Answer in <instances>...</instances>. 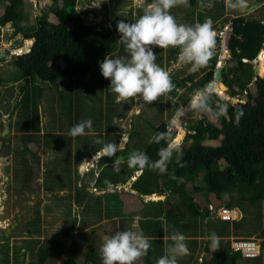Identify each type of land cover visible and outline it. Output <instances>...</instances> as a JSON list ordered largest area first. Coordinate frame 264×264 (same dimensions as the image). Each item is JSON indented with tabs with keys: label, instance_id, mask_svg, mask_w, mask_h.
<instances>
[{
	"label": "rangeland",
	"instance_id": "374dc122",
	"mask_svg": "<svg viewBox=\"0 0 264 264\" xmlns=\"http://www.w3.org/2000/svg\"><path fill=\"white\" fill-rule=\"evenodd\" d=\"M190 1H195L196 5L192 6ZM254 1L256 0H244L243 6L233 7L234 4H237V0H221L225 7V15L219 18L213 15L215 11L212 9L202 10L199 6V0H189L190 6H178L171 9V13L175 16L178 23H203L206 17H210L213 27L214 24L226 21L227 24L222 28L221 32L213 29L216 41L214 52L219 53L217 67L221 63V66L225 67L230 66L228 60L231 55L225 44L224 36L226 31L230 30L233 19L239 16L254 18L259 14L264 18V14H262L260 9L251 14L242 13L243 9L250 6ZM149 2L151 0H143L142 6L137 3V0H126L121 3L118 10H111L110 0H103L98 7L94 6L97 0H80L78 9L83 14L85 22L109 25L112 30L116 31L117 22L123 20L124 16H129L131 8L134 19H136L143 13V7ZM212 2L214 4L218 0H212ZM262 3L263 1L260 5ZM50 5L49 0H26L23 3V9L29 17L30 24L35 23L37 16L43 12H48ZM140 7L142 9H139ZM48 20L56 22L54 15L51 13L48 15ZM218 35L221 37H218ZM30 46L31 44L27 40L22 39V35L13 34V27L9 23L0 27V232L2 233L0 237V264H37L40 249L39 243L44 242L42 245H45L49 239L55 240L56 243L63 247V253L71 257L76 264H86L85 258L89 250L95 247L100 248L102 242L114 232L127 229L129 221L133 222L135 217L140 218V225L132 223V225H135V231H142L150 239L151 236L158 233L157 228L160 227L162 230L166 223V220L161 218L156 220L153 216V211L149 212L150 218H145L141 215V210L149 207V203H143V201H148L151 197L153 198V195L145 197V200L135 199V202L131 194H129V198L125 199L127 197L125 193H128L126 190L130 186L129 183L122 185L120 191L119 189L108 190L110 192H119L121 199L119 197L115 198L113 195H106L109 192L102 195V191L95 185L96 178L99 176L102 167L107 165L109 160L113 159L115 155L112 157L103 155L99 156V158H94L91 155L95 152L94 149L104 147L107 143H98L97 141L99 140L93 139L85 141L87 133L75 138L69 135L70 128L81 120L91 118L94 123L102 114L101 108L103 109L104 106L109 109V112H115V120L131 113L130 117L128 116V122L126 120L129 123L130 119L136 118L138 114L136 115L135 113L141 109L144 101L141 97H135L116 106L117 103L112 98L107 101L103 100V97L100 100L88 98L87 94H90L86 93L89 92L87 91L88 88H93L94 91L96 89L92 79H88L91 85H87L88 87H85L87 81L82 78H80L81 83L76 81L78 85H75V81L68 82L66 78L58 80L56 86L36 81L38 83V85H35L37 86L35 88L37 89L36 92L39 91L38 86H43L41 87L43 92L37 99L33 97V99H36L35 104L38 114L36 116L32 114L28 117V120L37 125L38 129L32 132L35 135H39V137L29 141L23 138V131L20 130L21 122L25 118L21 106L22 94L19 92L23 81H13L15 68L11 57L14 54L24 53L25 49ZM154 50L157 57L156 63L169 71L172 82L175 80L183 81L182 79L187 78L189 75H194L193 81H187L185 84L181 82L180 94L178 90V100L181 102L180 110L184 111L185 117L182 123L177 122L176 126L168 128L175 138L178 133L181 138L182 131L184 132V137L180 142L181 148H183L190 144L189 136L186 139L185 136L189 134V126L196 121L205 118L215 126H221L218 117L211 114L209 109L200 111L192 107V99L198 93L206 95L202 90H198V87L205 80V71L207 69L204 67L192 73L189 71L190 65L181 63L178 60V55L166 60L164 55L166 49L154 48ZM263 51L264 49L260 54ZM260 54L259 60L256 59L255 61L256 64L254 62V68L260 65ZM58 65L62 66L63 63L59 62ZM255 74L264 78L259 72H255ZM249 87L253 88L252 85ZM59 90L62 93H59ZM29 91H32L31 87H29ZM209 93H217L223 100L233 105H237L239 102H246V93L233 97L228 87H226L223 94L215 90H210ZM67 95L74 97V99L67 98ZM100 96L101 93L98 92V97ZM175 97L171 93H168L166 97L161 96L156 102L149 104L141 117L136 118L138 121L134 127L137 135L132 139L127 152H130L136 144L142 147L149 142L150 135L155 130L154 127L163 123L162 115L164 114L165 117L169 116L173 103H175ZM87 102L89 106L86 104ZM106 102L108 105H105ZM132 107L133 110L130 111ZM223 113L229 118L233 117L230 111L224 110ZM99 123L97 127L93 125L92 130L95 128L99 130ZM116 125L118 126L119 124ZM105 131L109 130H103V132ZM117 132L116 135L120 137V142L117 145L119 149L123 142L128 140L129 131L127 130L126 132L121 129ZM66 142H69L67 148L65 147ZM207 142L209 143L208 140ZM214 144L216 143L214 142ZM7 148H9V151ZM85 149L94 151L90 154L85 152ZM6 151H8L7 156L5 155ZM123 154V157H127V154ZM79 155L80 158L78 159ZM7 158L10 160L9 162H6ZM105 159L106 163L103 164L102 162L99 166L98 161H105ZM102 164L103 166H101ZM6 165L9 167L8 173L3 172V168ZM168 167L170 169L171 165ZM182 169L180 168L179 170ZM114 172L115 175L127 178L129 176V174L127 176V172H132V169L130 168V171H128L126 166H121L117 167ZM25 175L30 177L26 185L23 183L26 180ZM155 175L154 173L151 176ZM160 175L167 176L166 174ZM7 176L10 177L9 183H6ZM109 177L110 175L107 173L104 178L108 179ZM183 181L184 179L179 180L176 185L181 184ZM148 182L150 181L148 180ZM195 187L204 188L202 178H197L193 184H187L177 194L169 192L170 195H174L171 203L175 205L176 210H179L184 215L183 218L175 219L181 225L196 219L191 217L190 210L181 201L184 197H191L192 204L197 203L202 209H206L207 200L204 199V190L199 189L196 191ZM163 189L166 188L163 187ZM85 190L89 191L90 195H93V199L86 198V202L84 199V202L80 204L77 202V198L79 196L82 197V195L85 196ZM163 195L162 199H164ZM156 196L157 199L154 200L165 201L160 200L161 195ZM212 199L215 200V197H212ZM228 199L229 195H224L223 200L227 201ZM119 201H121L122 208L118 206ZM87 202H90L89 206H86ZM214 202L216 204L214 207H219L218 204L220 202L216 200ZM127 205L131 207V210H129L130 207ZM132 207L137 208L132 209ZM244 207L245 211L237 207L233 208L234 211H230L232 215V219L228 221L230 233L229 235L226 234L224 238L218 237V241L219 243L220 241H230L231 247L238 246L236 243L242 241L257 243L260 248L262 246L261 255L264 257V247L262 245L264 241L262 239L263 229H260V222H264V202H258L253 206L247 201ZM207 211L209 213L208 217L201 216L198 218L200 228L198 227L197 229H199L201 234L199 235L198 233V236L192 237L193 239H199L200 245H197L195 251L189 250L188 255L178 258V262L191 258L194 261L192 262L193 264H202V258L200 259L199 257L210 258L214 253L222 250L220 244L218 248L213 250L209 239L210 235L215 233V226L221 223V218L218 217L217 212L213 213L208 209ZM66 222L71 226H76L77 231L80 234H84L82 236L78 235V246H76L75 239L63 234ZM235 222L240 224L239 228L235 227ZM191 225L194 226V224ZM2 229H4V232L1 231ZM250 229H252L251 231L254 230L253 233L249 232ZM190 230L193 231V227H190ZM166 238L167 234L164 231L163 234H157L153 240H150L151 249L154 253L157 254L155 249L159 248L164 251V254L167 252ZM161 243L164 244L161 245ZM207 245L209 249L205 248ZM198 258L199 260H197ZM137 262L142 264L141 259Z\"/></svg>",
	"mask_w": 264,
	"mask_h": 264
},
{
	"label": "trees",
	"instance_id": "16d2710c",
	"mask_svg": "<svg viewBox=\"0 0 264 264\" xmlns=\"http://www.w3.org/2000/svg\"><path fill=\"white\" fill-rule=\"evenodd\" d=\"M25 1L0 0V27L9 23L13 27L14 35L20 34L23 40L30 39L33 41L29 47V52L14 54L11 57L15 68L13 81H23L19 92L22 94L21 106L25 118L21 122L20 130L23 131V138L32 141L39 137V135L34 134L38 127L32 121H29L28 117L32 114L34 116L38 114L35 100L43 92L41 88L43 86H38L39 91L36 92L37 89L35 88L37 86L35 85H38L36 81L55 86L61 78H66L68 82L75 81V85H78L76 81L81 83L80 78L87 81L85 84L88 85V79L99 82L104 79L99 67L100 62L106 56L115 58L116 56H127V53L124 50V46L120 43V33L117 29L114 31L109 25L85 22L83 14L78 9L80 0H49L51 5L48 12H43L37 16L33 24H30L29 17L24 12L23 3ZM125 1L110 0V9L118 10L121 3ZM190 3L192 6L196 5L195 1H190ZM139 9H142V7ZM210 9L215 11L213 15L218 18L225 15V7L221 0L214 3V6ZM202 10L206 11L208 8H203ZM132 12L131 8L129 10L130 15L124 16L123 21L134 22L135 19ZM50 13L54 15L56 22L48 20ZM239 17L234 18L232 21L233 29L228 45V51L231 55L228 60L230 66L223 67L222 83L231 90L233 97L246 93V102H239L237 105H233L223 100L217 93H209L206 96L208 98V109L211 114L218 117L221 126L217 127L205 118L191 124L187 135L189 136L190 144L181 148L182 153L173 154L172 162L169 164L171 168L169 169L168 167L166 173L167 180L165 178V181H163L167 190L177 194L187 184H193L197 178L203 179L204 188L195 187V190H204L203 195L208 202L206 209H202L197 203L192 204L191 197H184L182 201L190 210L191 217L196 218L197 222L201 216L208 217V206L214 205L215 200L220 202L218 204L219 207L231 209L237 207L243 211H245L244 204H247V201L254 206L264 200V78L257 76L254 69V62L264 48V23L261 19L247 18L245 20V17ZM262 19L264 18L262 17ZM222 22L226 23V21H221L218 24H214L213 29L221 32L224 27ZM239 22L240 24H238ZM191 23L194 24L193 22ZM219 24L222 25L221 28H219ZM174 53L175 55L171 54L167 59L170 60L173 56L178 55V50H175ZM218 56L219 53L214 52L213 57L206 66L205 80L199 85L198 90L206 89L209 83L214 80ZM59 62H62L63 65H58ZM182 80L173 82L176 87L170 92L171 94L177 95V90L182 86L181 82L185 84L187 81H193L194 75H189ZM251 85L253 88L249 87ZM29 87L32 88V91H29ZM58 92L62 93L60 90ZM33 97L36 99H33ZM67 98L74 99V97L69 95H67ZM224 110L230 111L233 117H227L223 113ZM135 121L136 118L130 119V123H128V125L132 126L130 129L127 128L131 135L127 143L128 148L132 139L137 135L134 127L136 125ZM154 129L150 137L155 136L157 133L167 132L170 135V139L173 140V135L168 130V123L163 122L159 126L154 127ZM183 137L184 132L182 131L181 138L178 133L176 141L180 143ZM165 146L166 141L161 140L159 144L147 142L142 147L136 144L133 148L136 151L145 152L152 161H155L159 158L157 155L158 150ZM128 154L130 155V153ZM178 156L185 163L184 167H179L176 164ZM106 159L101 161L100 164L102 162L103 164L106 163ZM222 164L224 165L223 167ZM123 166H126L128 171L130 170L127 161L123 160ZM180 168L183 169L179 170ZM135 170L137 169L132 168V172ZM107 173H109L110 177L105 179L104 177ZM153 173H158L161 176L158 171L146 168L140 178L135 180L133 187L135 189L139 188L143 195H152L153 193L147 190L151 189L154 183L152 180L157 182V179L151 176ZM25 177L26 180L23 177L25 180L23 182L24 185L30 179L27 175ZM181 179H184V181L176 185ZM107 180L115 182L126 181V178L115 175L114 167L111 165L110 160L107 165L102 167L99 176L96 178L95 185L106 187V184L108 185L106 183ZM148 180L152 182L149 183ZM115 184L113 187L116 186ZM160 192L163 193L164 190ZM210 194L215 195V200L210 198ZM224 195H229L227 201L223 200ZM86 198L93 199V195H90L87 190H85V196L82 195V197L79 196L77 198V202L81 204L84 199L86 202ZM89 204L90 202H87L86 206H89ZM151 204L155 206L152 211L156 220L158 218L166 220L165 227L161 226L162 230L160 227L157 228V234H163L165 231L167 237H170L173 231L183 233L188 238L187 246L189 250L195 251L197 245H200L199 239L192 238L198 236L196 223L189 221L181 225L179 221H176V218H183L184 215L176 211L175 205L170 200L151 202ZM165 205H167V209ZM143 216L150 218V216ZM153 216L151 215L152 218ZM130 223L132 221H129V227L127 228L131 227ZM221 223L215 226V234L217 237L224 238L226 234L229 235L230 233V224L222 220ZM191 224H194L195 228ZM234 224L235 227H240L238 222ZM190 227H193V231L190 230ZM251 230L249 232L253 233L254 230ZM63 234L75 239L76 246L79 244L78 235H84L77 231L76 226H71L67 222ZM157 234L151 236L150 240H153ZM262 234H264V228ZM47 242L45 245H42L44 242L39 243L40 249L37 264H76L71 257L63 253L62 250L64 248L56 243L55 240L49 239ZM219 244L222 247L221 251H217L210 258L199 257L200 259L202 258V264L263 263L262 255L244 257L240 252L233 250L230 241H220ZM205 248L209 249L208 245ZM155 250H157V254L151 248L149 249L148 254L141 258L142 264H155V260L164 255L162 249ZM85 260L86 264H101L100 248L95 247L89 250ZM192 262L194 261L189 258L186 261H179L178 264H193ZM137 264L141 263L137 262Z\"/></svg>",
	"mask_w": 264,
	"mask_h": 264
},
{
	"label": "clouds",
	"instance_id": "9594fccd",
	"mask_svg": "<svg viewBox=\"0 0 264 264\" xmlns=\"http://www.w3.org/2000/svg\"><path fill=\"white\" fill-rule=\"evenodd\" d=\"M102 2L103 0H97L94 6L98 7ZM137 3L143 6V0H137ZM243 4L244 0H237V4H234L233 7L243 6ZM178 6H190L189 0H151L143 7V13L134 22L123 20L117 22L116 28L120 33L119 40L124 46L127 56H116L115 58L106 56L100 62L99 67L102 76L110 80L111 91L116 95L118 101L123 102L131 98L141 97L144 102L152 104L161 96L166 97L175 89L176 86L172 82L169 71L156 63L157 57L154 48L178 49V60L183 64L190 65L189 71L192 73L208 65L214 55L216 44L211 18L206 17L203 23H178L171 13V9ZM199 6L202 9H210L214 4L212 0H207V2L199 0ZM218 37L221 36L218 35ZM221 64L218 67H222ZM208 89L209 86L202 91ZM209 92L210 90L204 92L205 96L198 93L193 98L192 107L200 111L208 110V98L206 96ZM92 124L91 118L81 120L70 128L69 135L73 138L85 135L86 129L92 130ZM174 139H176L175 136L172 140L167 132L157 133L150 137L149 143L159 144L161 140L166 141V146L158 150L159 158L152 161L145 152L133 150L127 158V165L137 169L140 173L147 168L158 171L160 174H166L168 165L172 162L173 154L181 152L180 143ZM97 142L99 143V141ZM117 150L116 144L109 143L104 146L103 150L96 152L94 156L112 157ZM100 162L98 161L99 166ZM121 162L123 161H117V163ZM176 164L179 167L185 166L179 156ZM211 205L214 206L215 204ZM209 206L208 210L210 211ZM214 208L219 210L227 207ZM227 209L231 212L234 211L231 208ZM228 221L230 220H226V222ZM209 239L213 250L219 247L218 237L215 233H212ZM150 248V239L142 231L130 229L116 231L106 238L100 246L101 264H137V261L148 254ZM166 248L167 252L157 258L155 264H178V258L189 254L187 237L178 231H173L170 237L166 238Z\"/></svg>",
	"mask_w": 264,
	"mask_h": 264
},
{
	"label": "crops",
	"instance_id": "0c3cea01",
	"mask_svg": "<svg viewBox=\"0 0 264 264\" xmlns=\"http://www.w3.org/2000/svg\"><path fill=\"white\" fill-rule=\"evenodd\" d=\"M251 14V13H250ZM175 50H178V49H174V48H169V49H166V53L164 54L165 55V58H166V60H167V58H168V56L169 55H175ZM94 83H95V85H96V89H95V91L93 90V88H88V90L87 91H89V92H86V93H90V94H87V97L88 98H92V99H102V97H103V100H110L109 98H112V99H114V101L117 103V105L116 106H119V104L121 105L122 103H121V101H118L117 100V97H116V95L114 94V93H112V91H111V87H110V80L109 79H103V80H100L99 82H96V81H94ZM88 84H85V87H88L87 86ZM89 86H91L90 84H89ZM90 89V90H89ZM80 90H81V88H80ZM97 90V91H96ZM179 90V89H178ZM177 90V91H178ZM98 92H100L101 93V96L100 97H98ZM179 94H180V90H179ZM179 94H177V95H174L173 94V96H176L175 97V99H174V102L175 103H173V107L171 108V110H170V112H169V116L167 115L166 117L164 116V114L162 115V118H163V122H166V123H168V128L170 127V126H174L177 122H180V123H182V120L184 119V111H181L180 110V106H181V102L178 100V95ZM107 97V98H106ZM193 100V99H192ZM88 106H89V103L87 102L86 103ZM105 105H108V103L106 102V104ZM143 106L141 107V109L140 110H138V112H136L135 114L137 115L136 116V118H138V117H141L143 114H144V110L149 106V103H146V102H144L143 104H142ZM173 108H174V110H173ZM183 108V107H182ZM133 110V107H132V109H130V111H132ZM101 112H102V114L97 118V120L92 124V126L94 125V127H97V124L99 123V130L97 129V128H95L94 130H88V129H86L85 130V133H87V135H85V141H87V140H91V139H93V140H99V142H105V143H107V144H109V143H113V144H116V145H118L119 144V142H120V137L118 136V135H116L118 132L117 131H120L121 129L123 130L124 129V131H126V130H128L127 128H132V126L129 124L128 125V116L130 117V115H131V113H129V115H127L126 114V116H124L123 118H122V116L119 118V119H117V120H115V117H116V114H114L113 112H109V109L107 108V107H103V109L101 108ZM114 114V115H113ZM124 118H125V120H124ZM165 118V119H164ZM166 118H167V120H166ZM126 120H127V122H126ZM137 121H138V119H136V125H137ZM124 122V124H122ZM130 123V122H129ZM116 124H119L118 126L116 125ZM135 125V126H136ZM176 126V125H175ZM101 129H102V131H101ZM105 129H108L109 131H105V132H103V130H105ZM89 131H91V132H89ZM132 132V131H131ZM181 132V131H180ZM89 133V134H88ZM121 136V135H120ZM88 137H90L89 139H88ZM130 137H131V135L129 134V136H127V141L126 142H123V145H122V148L121 147H119V149L116 151V153H115V157L113 158V159H111L110 161H111V164H112V166L114 167V170H116V168L117 167H121V166H123V162H121V163H117V161L118 160H124V161H127V158H128V156H129V154L128 153H130L131 154V152L133 151V150H136L135 148H133L130 152H127L128 151V147H127V143H128V141L130 140ZM186 137H187V135L185 136V139H186ZM119 139V140H118ZM118 142V143H117ZM69 146V142H66L65 143V147L67 148ZM127 147V148H126ZM104 149V147H101V148H96V149H94L95 150V152H93L94 150H92V151H90V149H85V152H88V153H90L91 154V152H93L91 155H93V157L94 158H99V155L98 156H94V154L96 153V152H98L99 150H103ZM100 152V151H99ZM123 153H125V154H127L128 156L127 157H123L124 156V154ZM117 154V155H116ZM132 169V168H131ZM130 171V170H129ZM143 173V172H142ZM142 173H140V172H138V170H135V171H133V172H127V176H128V174H129V176L126 178V181L124 182V181H120V182H115V181H112V180H107V182L106 183H108V185L106 184V187H100V186H96L100 191H102V195H105L106 194V192H109L108 194H106V195H113V196H115V198H120L121 199V197H120V195L121 194H118L119 192H110V191H108V190H111V189H115V190H118L119 189V191L122 189V185H127L128 183H129V189L128 190H126V192H128V193H125V195H127V197L125 198V199H127V198H129L130 197V195L129 194H131L132 196H133V201L135 200V199H143V200H145V197H149L150 195H143L142 194V192H140L141 190H139V188H134L133 187V182H135V180H137L138 178H140V176L142 175ZM145 174H146V171H145ZM154 174V173H153ZM156 179H157V182L155 181V180H152L154 183H153V185H152V187H151V189H149V190H147L148 192H152L153 193V196H155V195H161V197H160V200H172V196H174V195H170L169 194V192L170 193H174L175 194V192H173V191H169V190H167V189H163V187H164V182L163 181H165L164 179L166 178V180H167V176H159L158 175V173L154 176ZM164 177V178H163ZM169 180V179H168ZM152 181H150V182H152ZM149 182V183H150ZM96 183V182H95ZM114 183H116L115 185V187H113V185H114ZM191 184V183H190ZM109 186V187H108ZM121 188V189H120ZM159 189H163L164 190V192L162 193V192H158V191H163V190H159ZM164 194V195H163ZM162 195H163V197H164V199H162ZM152 196V195H151ZM210 198L212 199V197H215V195L214 194H210ZM205 199V198H204ZM184 199H182L181 201H183ZM135 202V201H134ZM133 202V203H134ZM151 202H158V200H154L152 197L148 200V201H143V203H149L148 205H149V207H148V209H146V208H143L142 210H141V215H146L147 217H149V212H152V209H154L155 208V206L154 205H152L151 204ZM172 202V201H171ZM261 202H264V200L263 201H261ZM208 203V202H207ZM116 205H118V204H116ZM134 205V204H133ZM172 205V204H171ZM208 205V204H207ZM119 208H122V204H121V201H119ZM127 206H129V205H127ZM130 207V206H129ZM134 208H137V207H134ZM133 207H132V209H134ZM165 208L167 209L168 207H167V205H165ZM264 209V208H263ZM129 210H131V207H130V209ZM176 211H178V212H180L179 210H176ZM263 216H264V213H263ZM263 221V220H262ZM193 222L194 223H196V229L199 227L200 228V223H198L195 219L193 220ZM132 223H137V225H140V218H138V217H135V220L132 222ZM132 223H130V226L132 225ZM132 225L130 228H127V229H130V230H133V231H135V225ZM221 224H226V223H221ZM194 228H195V225H194ZM264 228V222H260V229L262 230ZM158 232V231H157ZM198 233H199V235L201 234L200 232H199V229H198ZM110 236V235H109ZM108 237V236H107ZM263 238V240H264V234H263V236H262ZM262 245H263V247H264V241H263V243H262ZM264 249V248H263ZM261 250H262V246H261ZM262 258H263V263L262 264H264V257L262 256Z\"/></svg>",
	"mask_w": 264,
	"mask_h": 264
},
{
	"label": "built area",
	"instance_id": "2783aa9c",
	"mask_svg": "<svg viewBox=\"0 0 264 264\" xmlns=\"http://www.w3.org/2000/svg\"><path fill=\"white\" fill-rule=\"evenodd\" d=\"M209 209L213 213L218 212L219 217L224 221L232 219L230 210L227 208L216 210L214 206L211 205ZM236 244L238 246H232L233 250L240 252L244 257H256L261 255V248L257 243L242 241Z\"/></svg>",
	"mask_w": 264,
	"mask_h": 264
},
{
	"label": "water",
	"instance_id": "95a60500",
	"mask_svg": "<svg viewBox=\"0 0 264 264\" xmlns=\"http://www.w3.org/2000/svg\"><path fill=\"white\" fill-rule=\"evenodd\" d=\"M261 5H260V3L259 2H255V3H253L251 6H249V7H247L246 9H244V12L245 13H251V12H253V11H255L257 8H259ZM222 26H219V28H221ZM230 37H231V31L230 30H228L227 32H226V35H225V44H226V46H228L229 45V41H230ZM30 44H32V40H27ZM23 49V48H22ZM29 48H27V49H25V52H29ZM255 72H259V66H255ZM222 67H217V69H216V73H215V78H214V81H211L210 82V84H209V89L208 90H205L204 92L206 93V92H208L209 90H212V89H214V87H215V85L218 83H222L221 82V79H222ZM4 171L5 172H7L8 171V169H7V167H5V169H4ZM2 236V233H0V237Z\"/></svg>",
	"mask_w": 264,
	"mask_h": 264
},
{
	"label": "flooded vegetation",
	"instance_id": "af4514ba",
	"mask_svg": "<svg viewBox=\"0 0 264 264\" xmlns=\"http://www.w3.org/2000/svg\"><path fill=\"white\" fill-rule=\"evenodd\" d=\"M263 1V3H262V5L259 7V8H257L256 10H258V9H260L261 11H262V14H264V0H256V1H254L253 3H255V2H259V3H261ZM252 3V4H253ZM251 4V5H252ZM247 8V7H246ZM244 10V9H243ZM255 10V11H256ZM254 12V11H253ZM242 13H245L244 11L242 12ZM252 13V12H251ZM247 14V13H246ZM262 15H257V17H254L255 19H261L262 21H263V23H264V19H262ZM245 20H247V17L245 18ZM222 24H224V26L227 24V23H225V22H222ZM238 24H240V22L238 23ZM219 26H222L221 24H219ZM231 29H230V31L232 32V29H233V23H231ZM25 149H26V147H24ZM7 150L9 151V148H7ZM8 151H6L5 152V155L7 156L8 155ZM10 160L7 158L6 159V162H9ZM5 167H7V169H8V171H9V167L6 165ZM5 167L3 168V172L4 173H8V171L7 172H5L4 171V169H5ZM10 182V177H8L7 176V179H6V183H9ZM4 229H2L1 231H3ZM4 232V231H3ZM1 233V232H0Z\"/></svg>",
	"mask_w": 264,
	"mask_h": 264
},
{
	"label": "bare ground",
	"instance_id": "6f19581e",
	"mask_svg": "<svg viewBox=\"0 0 264 264\" xmlns=\"http://www.w3.org/2000/svg\"><path fill=\"white\" fill-rule=\"evenodd\" d=\"M261 56V62L259 61V74L262 75L264 77V51L260 54ZM259 60V58H258ZM216 91L219 92L221 94L224 93V91L226 90V86L223 83H217L214 87V89H212V91ZM182 131V130H181ZM153 199H157V196H153ZM220 218V217H219Z\"/></svg>",
	"mask_w": 264,
	"mask_h": 264
}]
</instances>
